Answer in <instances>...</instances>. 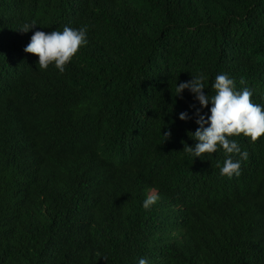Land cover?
Masks as SVG:
<instances>
[{"label":"trees","instance_id":"obj_1","mask_svg":"<svg viewBox=\"0 0 264 264\" xmlns=\"http://www.w3.org/2000/svg\"><path fill=\"white\" fill-rule=\"evenodd\" d=\"M65 25L87 45L39 69L31 36ZM200 73L264 105V0H0V264H264V137L230 138L238 177L189 156Z\"/></svg>","mask_w":264,"mask_h":264},{"label":"clouds","instance_id":"obj_2","mask_svg":"<svg viewBox=\"0 0 264 264\" xmlns=\"http://www.w3.org/2000/svg\"><path fill=\"white\" fill-rule=\"evenodd\" d=\"M34 26L35 24H25L20 30L27 32ZM87 33L86 25L79 28L65 25L62 31L54 30L47 33L36 31L24 51L36 55L35 60L38 62L39 69L44 71L58 69L57 71L62 73L79 50L87 45ZM61 79L64 82L67 81L61 76L56 80L61 81ZM207 80L208 77L200 73L176 86V96L182 97L184 91L188 90L200 105L199 108L190 105V109L194 108V111L186 110L179 113L181 121L188 122L194 119L199 126L194 133L189 132V136L197 143L194 147L185 145L184 150L191 157L201 158L205 153H216L222 148L227 158L223 166L217 165L220 167V174L228 178L238 177L241 174L242 162L247 161L249 153L246 150L242 151L236 140L230 138L243 135L250 138L252 142H256L264 137V105L253 101L254 94L249 88L238 90L235 79L227 73L216 75L212 84L215 95L205 94ZM44 82L51 83L50 80ZM210 103L212 106L209 115L203 109H208ZM163 135L168 139L171 132ZM20 137L23 139V133ZM233 154L238 158L233 159ZM149 193L142 204L146 211L151 210L159 200L157 190L151 189ZM138 264H150V261L140 258Z\"/></svg>","mask_w":264,"mask_h":264}]
</instances>
